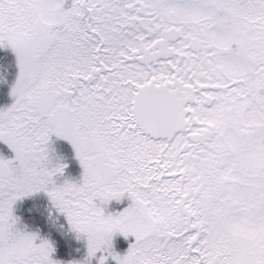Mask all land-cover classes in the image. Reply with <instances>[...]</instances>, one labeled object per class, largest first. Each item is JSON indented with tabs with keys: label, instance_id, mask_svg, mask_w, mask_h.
<instances>
[{
	"label": "snow or ice",
	"instance_id": "snow-or-ice-1",
	"mask_svg": "<svg viewBox=\"0 0 264 264\" xmlns=\"http://www.w3.org/2000/svg\"><path fill=\"white\" fill-rule=\"evenodd\" d=\"M0 85V264H264V0H0Z\"/></svg>",
	"mask_w": 264,
	"mask_h": 264
},
{
	"label": "trees",
	"instance_id": "trees-1",
	"mask_svg": "<svg viewBox=\"0 0 264 264\" xmlns=\"http://www.w3.org/2000/svg\"><path fill=\"white\" fill-rule=\"evenodd\" d=\"M10 98L7 95V85H0V104H3L5 102H9ZM0 147H4L5 150L6 146L2 145V143H0ZM113 207H119V205L115 204V202L113 203Z\"/></svg>",
	"mask_w": 264,
	"mask_h": 264
}]
</instances>
